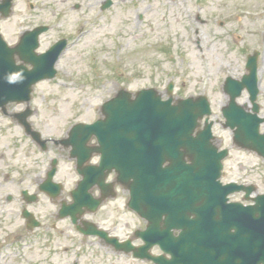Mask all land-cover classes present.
I'll use <instances>...</instances> for the list:
<instances>
[{
  "label": "rangeland",
  "instance_id": "1",
  "mask_svg": "<svg viewBox=\"0 0 264 264\" xmlns=\"http://www.w3.org/2000/svg\"><path fill=\"white\" fill-rule=\"evenodd\" d=\"M202 3L205 4V1ZM206 5L208 14L216 17L223 14V18L219 17L217 20L228 22L227 15L232 11L242 16V20L235 22L234 27L228 23L224 31L218 30L216 22L213 23L212 18L209 19L205 31L204 57L184 41V38H178L177 35V44L168 56L155 51L154 46V50L148 48L147 44L150 42L143 43L146 49L141 51H130L126 45L127 49L119 48L115 45L117 40L113 36L114 32L119 30L118 25H113L109 19L107 24V19H103L100 27L94 32L93 44L84 43L74 49L66 61L60 62L57 78L41 83L35 88L30 105L34 110L30 119L34 129L40 131L47 140L65 138L66 129L70 125L97 120L101 105L112 98L119 87H124L130 92L156 88L167 98L165 89L169 82H174L175 98L199 94H208L211 98L214 106V134L222 142V148L230 150V156L224 163L222 181L252 183L258 187L259 193L263 194L264 160L233 146L231 131L223 127L221 107L226 101L218 94V86L229 76L238 79L246 74L247 55L252 54L254 50L260 51L259 104L260 115L264 117V0H209ZM195 6L194 3V8ZM176 16L175 13L170 16L175 26L174 33H181L186 24L181 21L183 17L173 18ZM71 18L70 16L62 19L63 28L68 31ZM73 19L75 23L79 18ZM48 20L54 22L57 30L58 19ZM166 21L169 22L168 19ZM228 31L241 37L236 50L231 49V34H227ZM55 38V31L48 33L44 38V49ZM152 41L157 43L158 38ZM126 53H129L127 62H118L120 55ZM156 62L160 65L155 66ZM243 102H248L246 97L244 101L239 100V103ZM24 109V105H13L8 110L9 113H15ZM261 131L264 132V125ZM61 157L62 174H59L58 180L63 174L72 172L67 152L56 148L52 143L48 144L47 151H41L15 123L0 114V264H67L68 260H72L71 254L65 255V252L59 250L56 240H52L49 246H44L48 241V238L43 237L44 230L29 235L22 218L24 209L32 212L43 223L57 213L56 207L38 191V187L46 177L51 159ZM71 187L72 182L67 185V190ZM23 191L38 195L39 200L27 204L22 197ZM66 193L62 197L65 198ZM231 199L241 201L240 196ZM96 250L98 257H92L93 253L88 250L79 256L80 262L126 264L124 258H116L114 254H111V259L107 258L105 261L104 251L99 248ZM75 255H79L77 251Z\"/></svg>",
  "mask_w": 264,
  "mask_h": 264
},
{
  "label": "water",
  "instance_id": "2",
  "mask_svg": "<svg viewBox=\"0 0 264 264\" xmlns=\"http://www.w3.org/2000/svg\"><path fill=\"white\" fill-rule=\"evenodd\" d=\"M56 59V58H54ZM55 60L48 65L41 63L35 72L28 75L18 71L12 85L0 87L1 97L8 95L13 100L29 101L32 87L41 79L55 77ZM255 66V65H254ZM16 74L15 72L13 73ZM43 75L44 76L43 78ZM255 78V68L252 70ZM10 82V81H8ZM6 91V93H2ZM232 95V105L225 111L228 125L238 127L235 141L244 148L256 151L264 157V136L259 135L260 120L244 116L237 109ZM6 105L10 100H1ZM256 99V92L253 93ZM172 100L163 102L153 90L142 91L134 100L121 92L103 107L105 120L87 127L84 142L95 135L104 149L108 143L109 152L128 160L129 179L139 180L137 191H144L151 204L147 212L157 217L156 208L162 202L157 188H169V180H176L172 192V211L192 215L194 218L182 225V238L176 241H157L161 248L172 254V261L155 259L159 264H264V196L256 199L254 207L227 205V195L233 190L220 186L218 179L222 170L221 161L227 151L218 153L212 146V124L193 136L199 121L210 115L205 99L197 103L179 102L172 106ZM257 111V107H255ZM73 141L80 139L73 133ZM190 158L192 165L185 166L184 157ZM107 159L104 160V164ZM166 162L171 165L164 167ZM54 173V172H53ZM53 173L49 176L52 177ZM249 193L250 191L247 190ZM165 193V192H164ZM164 193L160 195H164Z\"/></svg>",
  "mask_w": 264,
  "mask_h": 264
},
{
  "label": "flooded vegetation",
  "instance_id": "3",
  "mask_svg": "<svg viewBox=\"0 0 264 264\" xmlns=\"http://www.w3.org/2000/svg\"><path fill=\"white\" fill-rule=\"evenodd\" d=\"M54 2L53 6H49V2ZM188 0H0V16L4 13L7 6L10 7L12 14L17 13L19 18L26 16L21 24V34L15 40L10 42L12 49L16 48V44L19 41V38L27 30H32L38 27H41L43 24L42 19L48 17V14H57L59 17H100L101 19L106 18L107 24L108 19L111 20L110 23H122L121 27L126 33L127 39L135 41L138 37L143 38L144 34L147 32L154 33V25L156 23V17L159 15L160 10L168 12L172 9V13L179 11L181 14L192 19L197 25H204L208 23L207 17L203 19L201 17V12L207 14L206 10H203L200 6L197 13L192 12V7L185 6ZM178 2L181 4V7H178ZM10 3V5L8 4ZM41 3V8L37 5ZM207 3V2H206ZM44 6V7H43ZM16 8L18 10H16ZM183 9V10H182ZM134 15V27L130 30L129 28L133 26V21L130 19ZM214 16V15H212ZM145 17L149 24L146 25V29H141V26L145 22ZM216 17V16H214ZM91 18V20H92ZM123 19V21H122ZM44 21V20H43ZM90 26H85L81 23L79 26H70V31L67 33L62 29L59 31L58 42H66V49L71 48V50H76L80 47L81 43H76L74 41H80L81 37L88 35L92 32L95 26L94 22L89 23ZM223 26V25H222ZM25 27V29H24ZM160 29V28H159ZM16 29H12L10 32H6L10 40L13 39L12 35L16 34ZM5 34V35H6ZM195 34L198 35L199 31H195ZM199 48L201 46L200 39L196 43ZM63 53V55H64ZM14 58H17V54L13 55ZM95 143L93 142L92 146ZM98 159L94 157L92 162L96 164ZM74 175L77 178L76 184L79 181V176L75 171L74 163ZM109 187L105 190L104 197L106 201L100 210L90 216L86 217V221L94 226V229L105 232L108 235L110 241L115 239L119 243H125L128 241L138 242L136 239V234L138 231L143 230L146 226L144 220L138 218L133 213L132 215L136 219V225H131L125 217L129 214L127 211L128 204V191L122 186L116 179L114 174H111L107 179ZM91 194L94 197H101V192L97 187H94L90 190ZM103 197V198H104ZM103 209V210H102ZM49 222L50 224H47ZM51 221L50 219L44 223V227L40 225V230H44L45 236L50 237L51 234H58L63 238V243L60 245L63 248L65 253L72 251L70 248H75L76 243L82 245H87L91 250L92 257H98L97 248L103 249L105 252V261L107 258H110L112 251H117L113 249L106 240L98 238L96 236L84 237L78 231V226L74 225L70 219ZM80 247V246H79ZM97 254V255H96ZM123 254V253H117ZM80 255V253H79ZM79 255H73L72 264H79ZM126 258H131V256L126 255ZM70 261V260H68ZM71 264V263H67ZM126 264L128 263L126 260Z\"/></svg>",
  "mask_w": 264,
  "mask_h": 264
}]
</instances>
